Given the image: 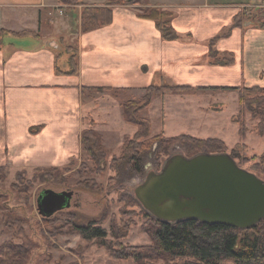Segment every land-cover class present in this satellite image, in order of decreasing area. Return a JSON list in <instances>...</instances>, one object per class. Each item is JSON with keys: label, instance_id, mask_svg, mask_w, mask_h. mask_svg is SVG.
Instances as JSON below:
<instances>
[{"label": "crops", "instance_id": "1", "mask_svg": "<svg viewBox=\"0 0 264 264\" xmlns=\"http://www.w3.org/2000/svg\"><path fill=\"white\" fill-rule=\"evenodd\" d=\"M106 2L0 0V167L15 174L79 158L89 120L108 130L125 123L118 90L134 99L151 85L181 87L154 95L145 108L158 104L165 133L169 125L198 129L222 111L205 98L227 95L214 88L264 87V0L114 4L108 25L82 31L83 7ZM146 7L169 14L174 39H164L154 20L140 17ZM67 46L75 74L66 72Z\"/></svg>", "mask_w": 264, "mask_h": 264}, {"label": "rangeland", "instance_id": "2", "mask_svg": "<svg viewBox=\"0 0 264 264\" xmlns=\"http://www.w3.org/2000/svg\"><path fill=\"white\" fill-rule=\"evenodd\" d=\"M133 1L138 5L146 2ZM241 90L243 103L239 101L238 90L227 91L223 97L219 94L215 98L205 95L208 102H213L215 111L220 110V106L223 109L210 116L208 121H202L198 129L181 125L182 130H170L172 126L169 125L164 133L159 106L152 104L148 110L140 112L149 122L146 139L159 136L163 141L173 135L185 134L222 140L225 152L231 154L241 168L262 178L264 120L260 123L258 116L264 108V101L260 104L256 99L264 100V90ZM117 93L119 105L129 99L126 94ZM120 109L123 119L121 105ZM239 120L245 127L244 137L239 132ZM123 121L125 123L121 125L115 124L114 130H108L101 123L97 126L95 121L92 124L91 128L101 137L102 158L97 156L99 153L92 158L82 150V155L74 161L64 166L43 167L38 174L33 169L14 174L4 166L5 177L0 179V264H135L129 259H113L107 249L99 245L101 240L81 237L76 226L89 224L106 232L104 242L107 246L120 249L136 247L142 251L153 247L149 232L154 224L136 202L132 189L144 179L147 170H160L170 154L183 151L179 144L166 148L164 141L160 143V140L153 139L150 149L140 153L139 169L134 170L121 159L122 143L125 137L132 138L139 128ZM159 144L164 148L162 151L158 149ZM47 189L72 193L69 206L49 217L42 216L37 207L38 195ZM142 264L167 263L162 259H145Z\"/></svg>", "mask_w": 264, "mask_h": 264}, {"label": "trees", "instance_id": "3", "mask_svg": "<svg viewBox=\"0 0 264 264\" xmlns=\"http://www.w3.org/2000/svg\"><path fill=\"white\" fill-rule=\"evenodd\" d=\"M81 1L82 0H59L60 3L68 5L81 4ZM145 1V3L143 2V6L147 5V0ZM133 2V0H107L102 6H84L80 17L81 30L89 31L108 25L112 17V12L109 8L110 5L133 4ZM139 15L142 18L154 20L164 39H174L176 37L174 29L168 23L169 14L166 11H162L156 7H146ZM72 49L71 46L63 48V50L70 55L68 60L69 68L66 71L67 74L76 73L75 56L71 54ZM231 61L232 57H227V60L224 62L228 64L231 63ZM55 69L57 72H64L58 66H56ZM241 88H243V90H264V87L259 86H252L251 88L217 87L214 89L227 91L238 90L240 91L239 101L243 103L244 97L241 95ZM181 89V87L170 85H151L145 89L141 97L121 102L123 119L129 124L139 128V131L135 133L132 138L125 137L122 143L121 159L125 160L132 169H139L138 159L140 153H144V151L146 152L150 149L149 147L153 139L160 140V143L164 141L167 145L166 148L174 144H179L183 154L187 157L203 152V150L208 153H226L224 142L216 138H200L180 134L167 137L163 141L159 139V136L146 139L149 133V122L140 115V112L150 105L154 95H164ZM118 91H115V93ZM256 100H258L260 104L264 101L263 99ZM239 112V116L241 117L243 109ZM254 113H256V111ZM263 113L264 108L258 116L261 120L260 123L264 120ZM256 114L254 117L257 116ZM93 123V119L90 120V127L86 128L81 133V147L82 150L92 158L96 153H99L97 156L102 158L104 153L101 146V137L91 128ZM239 125L240 135L244 137L245 127L243 121H241ZM158 149L162 151L164 148L159 144ZM229 155L232 157L231 154ZM232 158L234 159V157ZM5 170L4 166L0 167V179L5 177ZM33 170L38 174L42 168H35ZM262 178L264 180V176ZM144 213L149 217L150 221L153 222L152 224H154V228L149 232L152 237L153 247L146 251H142L136 247L120 249L107 246L104 242L106 232L101 227L94 226V224L76 226V230L84 239L101 240L99 245L105 247L113 259H129L135 264H142V261L145 259H162L166 261L167 264H264V218L249 229H239L221 224H201L196 220H186L178 223H163L154 219L147 212L144 211ZM22 250L23 249H21V251ZM8 252H10L9 249ZM145 253H147V255H145Z\"/></svg>", "mask_w": 264, "mask_h": 264}, {"label": "water", "instance_id": "4", "mask_svg": "<svg viewBox=\"0 0 264 264\" xmlns=\"http://www.w3.org/2000/svg\"><path fill=\"white\" fill-rule=\"evenodd\" d=\"M139 206L163 223L196 220L249 229L264 218V180L241 168L228 153L170 154L132 189ZM71 192L43 190L38 211L49 217L69 206Z\"/></svg>", "mask_w": 264, "mask_h": 264}]
</instances>
